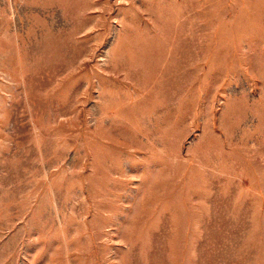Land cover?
Masks as SVG:
<instances>
[{
    "label": "rangeland",
    "instance_id": "374dc122",
    "mask_svg": "<svg viewBox=\"0 0 264 264\" xmlns=\"http://www.w3.org/2000/svg\"><path fill=\"white\" fill-rule=\"evenodd\" d=\"M0 264H264V0H0Z\"/></svg>",
    "mask_w": 264,
    "mask_h": 264
}]
</instances>
